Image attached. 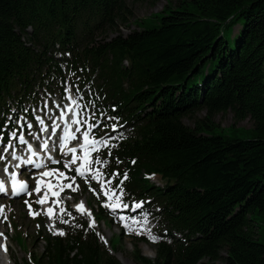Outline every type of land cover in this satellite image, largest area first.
<instances>
[{"label": "trees", "instance_id": "trees-1", "mask_svg": "<svg viewBox=\"0 0 264 264\" xmlns=\"http://www.w3.org/2000/svg\"><path fill=\"white\" fill-rule=\"evenodd\" d=\"M175 1L156 14V27L122 36L125 0H0V133L11 104L63 75L52 56L57 46L69 52L68 72L86 102L128 130L111 142L110 157L101 152L107 173H128L124 202L149 198L167 234L187 232L183 241L159 243L153 261L134 247V259L264 264L254 219L264 222V0ZM200 111L205 117L193 128L183 123ZM228 112L252 122L251 138L203 133ZM39 236L43 251L25 264H120L83 231Z\"/></svg>", "mask_w": 264, "mask_h": 264}, {"label": "snow or ice", "instance_id": "snow-or-ice-1", "mask_svg": "<svg viewBox=\"0 0 264 264\" xmlns=\"http://www.w3.org/2000/svg\"><path fill=\"white\" fill-rule=\"evenodd\" d=\"M70 76H74V73H69ZM66 86L63 89V103L59 100H49L45 99L42 101L43 107L40 111H44L45 109L49 114L59 111V115L55 118H51V125L48 128L44 127V120L41 116H35V121L41 125L39 131H44L45 133L51 132L53 135L57 136L58 139V151L61 157H67L71 154L70 160L64 161V169L65 171H61L59 168L49 169L43 160H33V157L39 156V152L33 150V145L28 144V151L30 155L28 156L26 163L32 164L35 169L41 170L39 171L36 177V188L34 191L36 193H40L41 188L45 189L43 196L39 197L35 202L41 205L47 203L49 195L59 197L61 191L65 188H72L73 191H76L79 185L77 184L76 188H73V184L76 183L77 177L84 180V182L91 189V183L95 181L98 184V189H92L96 192L98 198H100V194L102 193L103 197H106V200H103V206L110 210V212H115L117 209H128L131 207L132 209H142L144 201H133L131 205L129 203L124 202L123 197L127 195L124 190V181L128 179V173L124 172L122 178L119 179V183L114 184L113 181L121 176L118 170L111 172L110 174L104 171L106 166L109 165L110 161L107 158H103L101 155V150L106 149L108 156L112 155L111 149L116 145L111 144L110 141L115 139L109 135L108 132H104L103 135L97 136L96 130L100 128H111L112 131H115L118 125L116 123H112L111 125L107 124L104 120H100L96 117L95 111H90L88 114L95 121L94 123H90L88 119L82 118L81 109L85 107L81 104L83 100V95L79 86H74L72 83L67 81H62ZM73 87H75V93H73ZM49 97H51V93H49ZM66 109L67 111H64ZM15 111V110H13ZM23 113H27L29 109L25 108L22 110ZM99 115L101 117H106L107 120H116L117 117L107 116L106 112L100 111ZM67 116V120L65 117ZM11 121V117L8 118ZM21 120L27 124L29 129L33 128V124L28 122L27 116H22ZM57 120L64 121L62 126V134L58 132V129L61 128V125L57 123ZM70 120V123L68 122ZM20 121L18 120V123ZM86 125V127H84ZM73 126H75L73 130ZM84 129L81 131V129ZM79 133L80 135H77ZM17 132H11L10 136H17ZM82 138V142H81ZM20 143H25V139L23 135L19 136ZM70 141H75L76 146H67ZM11 141H9V145L7 147H3V152H9L11 149ZM49 142L47 140L43 141L39 144L40 150H48ZM79 151V154H78ZM96 155L93 156L92 154ZM11 157L13 160H19L20 157L17 156L15 151H11ZM0 160L5 161V165L2 169L3 173L9 174L11 191L10 195L17 196L20 194H27L28 196L32 195V191L29 190V186L25 180L18 179V174L15 171L9 173V168L7 166V157L0 155ZM48 160L51 163L59 164L61 161L55 159L52 155L48 156ZM79 162V163H77ZM116 163L119 164L121 161L119 158H116ZM134 164L135 161L133 160ZM75 168L73 169V166ZM76 173L74 176H69L68 172L73 171ZM48 177L50 179L45 180L44 178ZM105 177H109L105 179ZM52 180H55L56 183L53 184ZM63 181H70L65 184ZM58 189V191H57ZM0 194L8 195V187L7 181L5 179L0 178ZM60 203L59 200L53 201V204ZM82 203L80 205H76L77 209L81 212L87 211V214L91 216V210L85 209L82 207ZM26 206L29 210V215L35 217L38 213L33 211L32 204L29 201H25ZM4 206H0V214H2V209ZM61 213L65 212V208L60 209ZM46 215L52 217L54 214V208L49 207L46 210ZM71 215V213H68ZM148 213L141 211L140 216L142 219H137L135 215L127 216L124 214H120L118 219L122 222V227L128 231L129 234L135 233L136 235H141L142 233H147V238L151 240L153 243L158 242L161 237L153 234L151 230L147 227L148 225ZM62 223L67 224V220H61ZM95 226L94 219L90 222L89 227L93 228ZM39 227V225H37ZM51 231V226L49 228ZM54 235H64L63 230H58L53 232ZM2 235V234H0ZM101 240L107 242L103 236L100 237ZM5 250H6V246Z\"/></svg>", "mask_w": 264, "mask_h": 264}, {"label": "rangeland", "instance_id": "rangeland-1", "mask_svg": "<svg viewBox=\"0 0 264 264\" xmlns=\"http://www.w3.org/2000/svg\"><path fill=\"white\" fill-rule=\"evenodd\" d=\"M170 3L171 6L177 5L175 0H125L126 7L128 9V14L126 16V24H121L118 22V32L122 36H126L130 32L138 31V29H151L158 25V17L156 14H159L167 4ZM142 20L143 23L141 22ZM117 33H106L101 38L105 37L107 40L113 38ZM72 77L69 75H64L63 80L72 83ZM76 86L75 83H72ZM60 85H64L62 81L59 79L55 80L51 88L59 87ZM38 92V91H37ZM73 92L75 93V87H73ZM83 95V92L81 90ZM48 95L45 91H40L37 93L36 98H40L41 100L46 98ZM43 101V100H42ZM89 111H82L83 118L89 119ZM89 115V116H88ZM91 117V116H90ZM98 117V115H97ZM205 112L200 111L194 115L193 118H184L183 123L193 128L195 126L196 120L204 119ZM214 128L213 129H204L203 133L207 134H221L223 136L229 137L231 139H249L252 137L253 127L252 122L249 120L245 121H235L233 118V114L231 112L225 114H218L213 118ZM122 128V127H121ZM113 136H116V133H110ZM81 186V192L73 194L71 196H66V199L70 201L77 202L79 199H86L88 205L96 206L98 203L103 206L102 201L95 195V192L92 193V190L87 189V191H83L82 187L85 185L84 180L79 182ZM39 198V195L32 196L30 199L24 197L19 200L14 201H6L1 200V202L5 205V210L7 214V220L2 224L3 218L0 219V233L2 231L6 234V243L8 245L9 255H10V264H25L28 262V257L30 255L39 256L44 248V242L41 240L39 236V231L41 230H49L51 224L45 222V219L41 216H31L29 215L28 207L25 204V201H29L34 208L39 205L35 201ZM2 204V205H3ZM35 210V209H34ZM6 219V218H4ZM254 219L256 220L257 225V233L260 243L264 244V222L260 219L258 215H254ZM61 220H67L68 223H62ZM59 223L62 225L63 230L66 231H80L82 229V225L85 220L81 217L68 215V212L65 213L64 216L58 218ZM107 223L103 225V223L98 224V232L103 235L107 242H110L111 248L114 252V255L118 260L122 262V264H139L133 257L134 247L140 252V255L148 260L155 259V246L153 243L141 242L140 239L130 238V237H121L119 241L116 236H120L122 234L121 229L113 223H110L109 220L106 219ZM39 225V227H37ZM16 230H14V229ZM18 232V233H17ZM52 228H51V231ZM155 235L161 234V232H153ZM88 234H94L96 238L100 237V234L96 232V230L89 229ZM128 234V231L124 233V236ZM147 235V234H146ZM1 239V238H0ZM106 244V243H105ZM104 247V245L102 244ZM105 248V247H104ZM108 249V247H106ZM105 248V250H106ZM144 251L152 257H148L144 255ZM208 264H221L220 262L216 263H208Z\"/></svg>", "mask_w": 264, "mask_h": 264}, {"label": "bare ground", "instance_id": "bare-ground-1", "mask_svg": "<svg viewBox=\"0 0 264 264\" xmlns=\"http://www.w3.org/2000/svg\"><path fill=\"white\" fill-rule=\"evenodd\" d=\"M0 206H4V205H2V204H0ZM3 213H4V218H6L7 219V214H6V212H5V207H3ZM0 234H2V235H0V242H1V240H5L6 239V234H5V232L4 231H2ZM3 242V241H2ZM7 254H8V257L10 258V255H9V250H8V248H7ZM144 255H146V256H148V257H152L151 255H149V254H147V252L146 251H144V253H143ZM0 264H1V260H0ZM5 264V263H4Z\"/></svg>", "mask_w": 264, "mask_h": 264}]
</instances>
